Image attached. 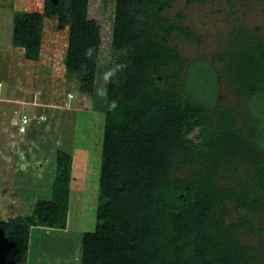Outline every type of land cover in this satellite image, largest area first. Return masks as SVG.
Wrapping results in <instances>:
<instances>
[{
	"label": "trees",
	"instance_id": "obj_1",
	"mask_svg": "<svg viewBox=\"0 0 264 264\" xmlns=\"http://www.w3.org/2000/svg\"><path fill=\"white\" fill-rule=\"evenodd\" d=\"M171 1L115 0L109 69L126 67L107 83L96 227L82 234L80 263L264 264V252L237 235L240 227L264 231L252 222L264 214V35L236 29L227 47L214 53L223 62L220 76L252 115L245 128H236L234 109L216 97L199 102L188 91L185 80L193 73L216 83L217 96L218 72L199 57L186 60L167 43L172 29L190 33L162 13ZM84 4L44 0V12L80 17ZM42 27L39 11L13 13L11 43L26 59H39ZM98 34V22L87 20L81 70L92 64ZM169 67L173 81L160 87L156 80ZM79 75L91 91L92 69ZM179 161L192 167L188 175L176 173ZM71 164L72 156L58 149L52 194L33 208L44 221L66 211ZM226 172L230 177L222 183ZM231 205L243 213L228 217Z\"/></svg>",
	"mask_w": 264,
	"mask_h": 264
},
{
	"label": "rangeland",
	"instance_id": "obj_2",
	"mask_svg": "<svg viewBox=\"0 0 264 264\" xmlns=\"http://www.w3.org/2000/svg\"><path fill=\"white\" fill-rule=\"evenodd\" d=\"M114 6L115 0H85L83 15L68 18L62 13H45L44 0H0V81L3 85L0 95L7 93L5 81L12 86L17 78H27L28 84L36 90L37 100L50 104L46 105L47 114L52 117L42 134H30L34 139L30 158L25 157L23 162L14 158L6 164L0 155V264H24L22 231L26 232L29 224L33 226L27 237L28 263L81 264L82 234L96 227L107 104V95L99 96L97 90H107L103 76L113 58ZM16 10L39 11L43 15L40 56L36 61L25 60L21 47L7 46ZM162 13L191 33L172 29L167 43L186 60L199 57L211 62L218 72L217 96L216 89L213 91L216 83L204 82L193 73L185 80L188 91L205 104L214 103L216 97L217 104L235 110L236 128H245L252 115L245 99L239 98L227 85L226 78L220 76L223 62L215 60L214 53L227 47L229 35L236 29L264 35V0H172ZM89 19L99 24L97 50L89 67L94 72L91 91L89 82L81 80L79 75L89 71L80 68L83 30ZM158 34L159 40L163 32ZM201 68L209 66L203 63ZM166 72L167 76L156 80L160 87L173 81L175 70L169 67ZM255 109L253 107V113L258 114L259 110ZM23 112L33 113L29 105L23 106ZM56 146L72 155L73 165L68 198L63 201L66 211L58 212L52 222H47L39 218L33 208L52 194ZM191 168L180 161L176 163V173L180 176L188 175ZM226 175L222 183L228 181L229 173ZM242 213V209L231 205L228 217L237 218ZM252 222L255 228L264 229V214L253 218ZM237 235L264 252V231L240 227Z\"/></svg>",
	"mask_w": 264,
	"mask_h": 264
},
{
	"label": "crops",
	"instance_id": "obj_3",
	"mask_svg": "<svg viewBox=\"0 0 264 264\" xmlns=\"http://www.w3.org/2000/svg\"><path fill=\"white\" fill-rule=\"evenodd\" d=\"M9 43H7V46L13 47L11 41ZM25 60L27 59L25 58ZM26 79L23 80L22 78V80H20L17 78V80H15L14 82L15 84L12 86L11 84L7 85V81H5L7 93L6 95H0V155L3 157L1 158V161L6 162V164L11 163L14 158L18 162H20V160L23 162L25 160V157L28 158L29 156L30 158V153L33 149L32 143L34 140L32 139V136H30V134L34 132L42 134L44 130H46L47 123L52 118L51 114H47L48 108L46 107V105L48 103H43L40 102V100H37L36 90H33V86L31 87L30 84H28L30 81ZM2 86L3 85L0 81V91L2 90ZM27 105H29L32 109L33 113L29 114L31 116H29L28 113L23 112V106ZM23 115H26L29 118V122L27 124L26 131L20 132L18 130V125L21 122V118ZM58 149L61 148L59 146H56L55 167ZM3 162L1 165H4ZM72 165L73 164H71V169ZM32 226L33 225L29 224L28 228H26V232L22 231V236H25V257L23 259L24 264H36V262L28 263V257L30 256H28L29 238L27 237H29V229H31Z\"/></svg>",
	"mask_w": 264,
	"mask_h": 264
},
{
	"label": "clouds",
	"instance_id": "obj_4",
	"mask_svg": "<svg viewBox=\"0 0 264 264\" xmlns=\"http://www.w3.org/2000/svg\"><path fill=\"white\" fill-rule=\"evenodd\" d=\"M92 53H93V49L89 48L87 50V53L86 55L91 58L92 57ZM126 67L125 64H115L113 67H111L107 72H105L104 76H103V80L105 81V83H109L111 82V80L113 78H115L118 73H121L124 68ZM97 95L99 96H106L107 95V91L106 89H98L97 90ZM117 107L116 103L115 102H112L110 104V108L111 109H115Z\"/></svg>",
	"mask_w": 264,
	"mask_h": 264
},
{
	"label": "built area",
	"instance_id": "obj_5",
	"mask_svg": "<svg viewBox=\"0 0 264 264\" xmlns=\"http://www.w3.org/2000/svg\"><path fill=\"white\" fill-rule=\"evenodd\" d=\"M29 122V118L26 115H23L21 118V122L18 125V130L20 132L26 131L27 124Z\"/></svg>",
	"mask_w": 264,
	"mask_h": 264
}]
</instances>
